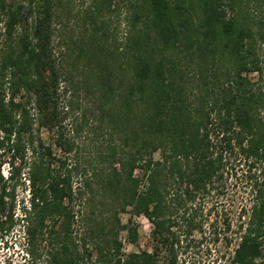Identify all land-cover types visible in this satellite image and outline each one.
<instances>
[{
	"label": "trees",
	"instance_id": "trees-1",
	"mask_svg": "<svg viewBox=\"0 0 264 264\" xmlns=\"http://www.w3.org/2000/svg\"><path fill=\"white\" fill-rule=\"evenodd\" d=\"M69 1L0 0V237L22 228L24 264H197L234 233L227 264H264V0H90L68 27ZM83 132L108 136L95 164ZM237 166L252 202L233 229L206 204ZM127 209L150 221V250L124 251Z\"/></svg>",
	"mask_w": 264,
	"mask_h": 264
},
{
	"label": "rangeland",
	"instance_id": "rangeland-1",
	"mask_svg": "<svg viewBox=\"0 0 264 264\" xmlns=\"http://www.w3.org/2000/svg\"><path fill=\"white\" fill-rule=\"evenodd\" d=\"M90 0H70L69 1V7L71 8L70 18L68 22V27H71L70 25H73L76 21L75 15L81 8L85 7L87 3H89ZM120 8L122 7V3L119 4ZM112 20L114 21V24H116V20L120 19V25L118 26V36L121 37L124 35V29L125 25L122 22V16L117 18L116 12L111 13ZM3 14L0 12V47L2 45L3 40ZM66 24V20L64 19ZM53 25L57 27L59 25V22L57 20L54 21ZM57 29V28H56ZM57 33V31H56ZM56 39L52 40V49H53V57L55 58L56 62H59L61 59V54L59 53V48L57 45ZM259 53L261 56V59L263 61V67H264V44H261L259 47ZM256 74H252L253 78H256ZM63 76L59 78V89H58V101H59V107L61 108L66 100V94L63 92V89L66 87V81L64 80ZM19 97L23 101H27L28 96H25V93L21 91ZM28 104V103H26ZM30 110L33 111V106L30 104ZM71 124L70 121H65V133L71 134ZM39 138L44 140L45 142L49 143L52 141L54 132L52 129H47L45 127L39 128V130L36 131ZM107 134L103 132L102 136H98L97 139H94V135L91 132H83L81 133L78 141V149L80 152V155L86 159H92L95 164V157L97 156V145L101 140L104 138H107ZM57 155H60L61 153L59 151L56 152ZM7 170V164H3L1 167V172L4 174ZM236 176L229 177L227 181V185L225 187V190L223 194H221L219 197H209L208 198V204L214 203L218 207V209L222 210L224 215H226L227 218H229L232 221V227L233 229L236 228L238 222L240 220L246 219L245 216L241 217L240 213L242 212L241 209L243 208H249L251 202H252V195L249 187H247L248 183H246L245 178V166H237L236 170ZM17 195L20 199L19 205L22 204V201L24 200V204L26 202L27 198V190L19 187L17 189ZM72 206L74 207V211H78L81 207L80 202L75 199L72 202ZM119 217L121 219L122 224H127L128 219L131 218L134 223L137 224V230H138V241L137 243H130L127 240L126 237V231L124 229H121L119 231V237L123 241V249L125 252H129L132 250H139V249H151V239H150V230H151V223L150 221L144 217L143 215H133L131 214V211L127 209L125 212H121L119 214ZM82 225L79 220V218L75 219L73 223V235L76 239L79 238V234L83 233L82 231ZM238 242V235L232 233V243L229 248H225L222 243L216 248L211 249L209 253L205 255V246L207 243H209L207 240L201 244L199 252H196V254H190L191 257L195 255L197 257H203L201 261L197 264H227L228 263V256L232 253L233 248ZM24 234L22 232V228L17 225L12 232H10L8 235H6L4 238L0 237V264H24V259H27L25 256V250H24ZM193 259V258H190ZM190 264L191 263V260ZM214 261V262H213Z\"/></svg>",
	"mask_w": 264,
	"mask_h": 264
},
{
	"label": "built area",
	"instance_id": "built-area-1",
	"mask_svg": "<svg viewBox=\"0 0 264 264\" xmlns=\"http://www.w3.org/2000/svg\"><path fill=\"white\" fill-rule=\"evenodd\" d=\"M4 175H5V176L7 175V170L5 171Z\"/></svg>",
	"mask_w": 264,
	"mask_h": 264
}]
</instances>
